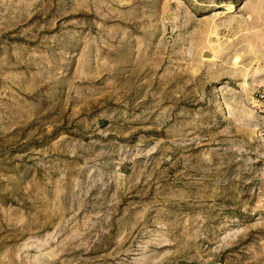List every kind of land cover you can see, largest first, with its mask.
<instances>
[{"label":"rangeland","instance_id":"obj_1","mask_svg":"<svg viewBox=\"0 0 264 264\" xmlns=\"http://www.w3.org/2000/svg\"><path fill=\"white\" fill-rule=\"evenodd\" d=\"M0 264H264V0H0Z\"/></svg>","mask_w":264,"mask_h":264}]
</instances>
